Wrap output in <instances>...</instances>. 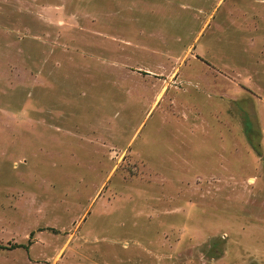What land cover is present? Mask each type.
Segmentation results:
<instances>
[{
	"label": "rangeland",
	"instance_id": "1",
	"mask_svg": "<svg viewBox=\"0 0 264 264\" xmlns=\"http://www.w3.org/2000/svg\"><path fill=\"white\" fill-rule=\"evenodd\" d=\"M0 264H264V0H0Z\"/></svg>",
	"mask_w": 264,
	"mask_h": 264
},
{
	"label": "trees",
	"instance_id": "2",
	"mask_svg": "<svg viewBox=\"0 0 264 264\" xmlns=\"http://www.w3.org/2000/svg\"><path fill=\"white\" fill-rule=\"evenodd\" d=\"M3 248V246L0 244V249H2Z\"/></svg>",
	"mask_w": 264,
	"mask_h": 264
}]
</instances>
